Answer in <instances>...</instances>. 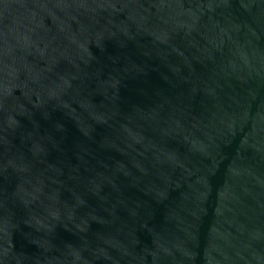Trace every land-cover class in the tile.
<instances>
[{
    "label": "water",
    "instance_id": "water-1",
    "mask_svg": "<svg viewBox=\"0 0 264 264\" xmlns=\"http://www.w3.org/2000/svg\"><path fill=\"white\" fill-rule=\"evenodd\" d=\"M0 264H264V0H0Z\"/></svg>",
    "mask_w": 264,
    "mask_h": 264
}]
</instances>
